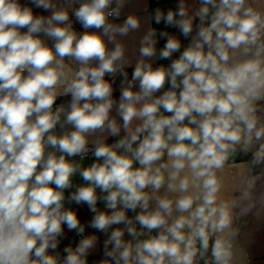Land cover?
<instances>
[{
    "label": "clouds",
    "instance_id": "1",
    "mask_svg": "<svg viewBox=\"0 0 264 264\" xmlns=\"http://www.w3.org/2000/svg\"><path fill=\"white\" fill-rule=\"evenodd\" d=\"M30 2L51 15L0 0V264H87L96 235L65 247L63 259L56 251L65 225L85 231L66 200L87 205L90 226L108 234L101 264H237L233 224L254 206L256 178L229 199L220 173L238 151L264 164V9L255 0L157 8L156 23L190 41L181 51L180 39L161 32L157 57L149 27L129 80L121 38L141 21L109 20L126 0ZM153 58L171 63L153 67ZM117 74L119 100L105 79ZM77 174L84 183L66 197Z\"/></svg>",
    "mask_w": 264,
    "mask_h": 264
},
{
    "label": "crops",
    "instance_id": "2",
    "mask_svg": "<svg viewBox=\"0 0 264 264\" xmlns=\"http://www.w3.org/2000/svg\"><path fill=\"white\" fill-rule=\"evenodd\" d=\"M173 1L174 0H126L125 6L121 9V15L118 18L109 17V20L111 22L117 24H123L124 20L129 15H135L141 21V27L139 31L130 33L128 36L121 38L126 46V52L128 56L132 59L131 66L125 68L126 72L128 73L129 80H131L132 72L134 71L135 67V62L138 58V52L133 55V49L135 48L138 50L139 40L146 33L149 27L155 29L157 33V57L159 54L158 43L167 39V37L160 36V33L167 32L169 35H175L176 33H178L179 30L177 28L172 27L170 25H166L163 20L160 23H156L154 19L155 11L157 8H159L165 15L168 10H173ZM186 2L191 5L194 0H186ZM254 6L264 9V0H255ZM112 7H115V2L113 3ZM149 17H153L150 23L148 21ZM69 18L73 24V29H75L78 34H83L85 29L76 20L74 14L70 12ZM25 30L26 29L22 31ZM88 31H95V29H89ZM47 43L49 46H51L53 44V41L49 39ZM109 47L111 48L112 45H109ZM178 56L179 55H173L172 58L175 59ZM169 62H171V59L153 58L152 61L153 67H159L161 65L167 67ZM116 77L120 78L121 81L123 79L120 74H117ZM120 92L121 87L118 94L113 98L119 100ZM70 99V96L60 97L56 101V106H59L60 104H67ZM113 115H115L114 111ZM60 131L61 130L58 127L57 133L59 134ZM108 142H112V137L109 138ZM94 159L95 158L93 157V155L85 157L84 161L82 162V165L87 167L92 162H94ZM77 162H80V160H77ZM220 175L222 177L224 185L223 195L225 198L229 199L235 198L238 193H241L243 182L246 179L254 177L251 162L248 159H244L242 153L239 151L235 155L230 157L228 163L225 165V168L223 172L220 173ZM73 181V187L71 189L66 190L65 192L66 197L75 190L78 184L84 183L79 177V174H77L76 178H73ZM74 204V202L68 203L66 200L65 207L72 206ZM120 227H123V225H120ZM233 229L235 231L233 242L237 255V264H264V206L258 209H251V211L247 215L239 216L234 221ZM90 235L97 236V244L95 249L90 252L87 258V264H99V257L101 253H104L103 244L104 241L107 239L108 234L99 231L86 232L79 235L77 239V244L82 238ZM125 238L130 239V237L127 236V233L125 234ZM60 258L63 259V257L61 256Z\"/></svg>",
    "mask_w": 264,
    "mask_h": 264
},
{
    "label": "trees",
    "instance_id": "3",
    "mask_svg": "<svg viewBox=\"0 0 264 264\" xmlns=\"http://www.w3.org/2000/svg\"><path fill=\"white\" fill-rule=\"evenodd\" d=\"M20 3L27 4L30 7H32L34 15L45 16V17L51 15V10H44L42 8L35 7L34 5L31 4L30 0H20ZM174 36H176L178 39H185V37H183V35L179 31ZM105 79L108 80L109 82H112V86L114 90L113 97H115L120 90V81H121L120 78L118 77L113 78L109 75H106ZM242 155L244 159H248L251 162L252 159L251 151L247 154L242 153ZM252 169H253V176L256 178L255 190L252 200L254 206L252 207V209H258L264 206V204L260 202L261 197H264V164L257 165L255 167L252 166ZM239 196L240 193H238L235 198H238ZM67 207L73 209L77 213L78 218L81 221V224L85 228L84 233L98 231L90 226L93 216L95 214L90 211L87 205L74 204L72 206H67ZM98 208L99 210H104V204L102 202H98ZM64 233H65L64 237L61 239L58 249L56 250L62 257L66 255L63 249L69 246L75 248V246L77 245V239L79 235H81L78 234L75 230L69 231L66 225L64 226ZM99 258H100L99 264H101V261L105 259L104 253H101Z\"/></svg>",
    "mask_w": 264,
    "mask_h": 264
},
{
    "label": "built area",
    "instance_id": "4",
    "mask_svg": "<svg viewBox=\"0 0 264 264\" xmlns=\"http://www.w3.org/2000/svg\"><path fill=\"white\" fill-rule=\"evenodd\" d=\"M157 1H160V0H157ZM172 4H173L172 9H173V10H176V9H177V5H178V0H174V1L172 2ZM110 18H114V17H110ZM166 40H167V39H166ZM166 40H163V41H161V42L158 43V49H159V50L163 48V46H164L165 43H166ZM180 40L182 41L181 51H183V48L186 47L187 44L189 43L190 38H185V39H180ZM173 55H179V53H174ZM170 63H171V62H169L168 65H170ZM125 71H126V70H125ZM115 139H118V138H114V137H112V142H114ZM113 140H114V141H113ZM89 147L91 148V145H89ZM88 156H92V152H91V151L88 153V155H87L86 157H88ZM72 159H74V160L77 161V160H80V157H73ZM128 215L131 217V216H133V215H135V214L129 212ZM60 256H61V255H60ZM61 257H62V256H61ZM201 264H203V261H201Z\"/></svg>",
    "mask_w": 264,
    "mask_h": 264
},
{
    "label": "rangeland",
    "instance_id": "5",
    "mask_svg": "<svg viewBox=\"0 0 264 264\" xmlns=\"http://www.w3.org/2000/svg\"><path fill=\"white\" fill-rule=\"evenodd\" d=\"M75 30V29H74ZM74 178H76V177H74Z\"/></svg>",
    "mask_w": 264,
    "mask_h": 264
}]
</instances>
